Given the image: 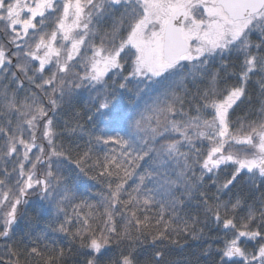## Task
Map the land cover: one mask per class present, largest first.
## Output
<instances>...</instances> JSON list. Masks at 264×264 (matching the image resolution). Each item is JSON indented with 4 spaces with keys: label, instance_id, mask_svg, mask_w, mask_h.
I'll return each instance as SVG.
<instances>
[{
    "label": "snow or ice",
    "instance_id": "6c2138e0",
    "mask_svg": "<svg viewBox=\"0 0 264 264\" xmlns=\"http://www.w3.org/2000/svg\"><path fill=\"white\" fill-rule=\"evenodd\" d=\"M193 245L264 264V0H0V264Z\"/></svg>",
    "mask_w": 264,
    "mask_h": 264
},
{
    "label": "trees",
    "instance_id": "16d2710c",
    "mask_svg": "<svg viewBox=\"0 0 264 264\" xmlns=\"http://www.w3.org/2000/svg\"><path fill=\"white\" fill-rule=\"evenodd\" d=\"M250 91H251V87H250ZM242 110H246V106L245 105H241V107L236 110V112L233 114V119H235L237 116L243 115V111ZM90 175H92V174H90ZM129 183L131 184V181ZM93 184H97V182L96 181H91L89 183V185H88L89 189H90V191L92 193L95 194V193L101 192L103 190V185L97 184V186L92 187L91 185H93ZM97 199H98V197H97ZM29 215H35V213H33L31 210H29ZM38 231H39V229H38ZM205 231L207 232V229H205ZM212 235L213 236H217V235L223 236L224 234L223 233H212ZM229 236H230V233H229ZM219 246H222V245H213V247H219ZM196 248H197V245H193L192 248H186L183 251H180L179 249H177L176 251H174L171 254V256L169 258L173 259V260H180V261L191 260L193 262V264H195L196 257L192 256L191 253ZM150 251L151 250L149 249L148 252H150ZM146 255H147V253H146ZM70 264H71V262H70ZM199 264H208V262H206L203 259H200Z\"/></svg>",
    "mask_w": 264,
    "mask_h": 264
}]
</instances>
